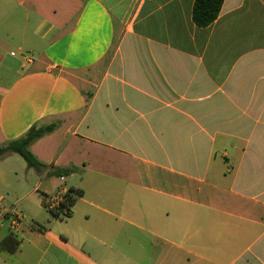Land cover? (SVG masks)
<instances>
[{"label": "crops", "instance_id": "crops-1", "mask_svg": "<svg viewBox=\"0 0 264 264\" xmlns=\"http://www.w3.org/2000/svg\"><path fill=\"white\" fill-rule=\"evenodd\" d=\"M195 1L0 0L20 51L0 38V147L47 129L28 203L0 197V243L20 240L0 264H264V0L206 28ZM16 156L2 182H23ZM71 188L55 218L46 197Z\"/></svg>", "mask_w": 264, "mask_h": 264}, {"label": "trees", "instance_id": "trees-1", "mask_svg": "<svg viewBox=\"0 0 264 264\" xmlns=\"http://www.w3.org/2000/svg\"><path fill=\"white\" fill-rule=\"evenodd\" d=\"M224 0H196L193 8V22L200 28L211 26L220 16ZM50 130V129H49ZM47 133V129L33 126L23 137L7 143L0 147V158L9 154L20 155L29 168H33L38 172H42L43 165L30 151V146L36 140L40 139ZM83 192L81 190L69 189L67 200L62 208L52 212V215L58 219L69 218L71 216V208L76 204ZM63 210H66V217L63 216ZM20 246V240L13 234L6 237L0 243V249L9 253H14Z\"/></svg>", "mask_w": 264, "mask_h": 264}, {"label": "rangeland", "instance_id": "rangeland-1", "mask_svg": "<svg viewBox=\"0 0 264 264\" xmlns=\"http://www.w3.org/2000/svg\"><path fill=\"white\" fill-rule=\"evenodd\" d=\"M0 38H2L5 42V44H2V47H8L9 51L13 50L16 53H19V47H18V39L14 36V35H10L8 36L7 33H5V30L0 29ZM24 53H27L29 55H32L31 53H29L28 51H24ZM4 51L3 49L0 50V56H4ZM17 59H19V56H17ZM15 73H8L7 75H5V68L1 67L0 64V89L6 88L7 85L15 78ZM14 159H18L19 162L12 161L11 163H13V166H18L20 167L19 171L23 172V175L21 177V179L23 180V182L20 184H18L16 181V178L8 175L5 178V181L2 182L0 179V197L4 199V204H10V206H12L13 208H18L21 209L24 205H26L28 202L25 201V196L30 192V185L34 186L33 184H35V182L39 181V176L36 175L34 176V178L29 179L27 181L25 174L26 171L25 170V165L26 162L20 158L19 156H16V158ZM9 162H0V172L1 169L3 168L4 165H6ZM22 166V168H21ZM27 169V168H26ZM37 185V184H36ZM1 213V211H0ZM3 223L5 226H8L10 224L9 221H1L0 219V224Z\"/></svg>", "mask_w": 264, "mask_h": 264}, {"label": "built area", "instance_id": "built-area-1", "mask_svg": "<svg viewBox=\"0 0 264 264\" xmlns=\"http://www.w3.org/2000/svg\"><path fill=\"white\" fill-rule=\"evenodd\" d=\"M12 55H15V53H13ZM25 60L27 61H30L28 59L25 58ZM63 180V178H62ZM67 194H68V191H60L58 192L56 195L54 196H50V197H46L45 199V208L50 212H54V211H57L59 209L62 208L63 204L66 202L67 200ZM63 216L66 217V210H63ZM22 215L19 214L16 216V218L13 220V223H12V229L15 230L16 229V226L21 222L22 220ZM64 219H67V218H64Z\"/></svg>", "mask_w": 264, "mask_h": 264}]
</instances>
